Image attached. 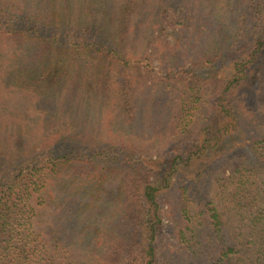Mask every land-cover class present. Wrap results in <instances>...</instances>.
Here are the masks:
<instances>
[{"label":"trees","instance_id":"16d2710c","mask_svg":"<svg viewBox=\"0 0 264 264\" xmlns=\"http://www.w3.org/2000/svg\"><path fill=\"white\" fill-rule=\"evenodd\" d=\"M0 264H264V0H0Z\"/></svg>","mask_w":264,"mask_h":264}]
</instances>
